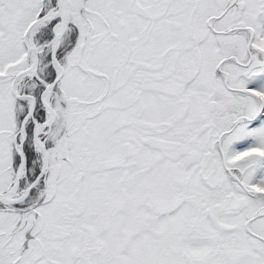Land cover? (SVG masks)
Listing matches in <instances>:
<instances>
[{"label": "snow or ice", "instance_id": "obj_1", "mask_svg": "<svg viewBox=\"0 0 264 264\" xmlns=\"http://www.w3.org/2000/svg\"><path fill=\"white\" fill-rule=\"evenodd\" d=\"M0 264H264V0H0Z\"/></svg>", "mask_w": 264, "mask_h": 264}]
</instances>
